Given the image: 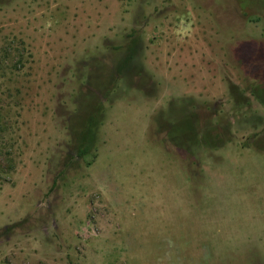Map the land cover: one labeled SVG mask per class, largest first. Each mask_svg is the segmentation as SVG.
Here are the masks:
<instances>
[{
    "label": "rangeland",
    "instance_id": "rangeland-1",
    "mask_svg": "<svg viewBox=\"0 0 264 264\" xmlns=\"http://www.w3.org/2000/svg\"><path fill=\"white\" fill-rule=\"evenodd\" d=\"M133 31L127 74L145 79L104 101L77 158V97L95 61L106 84L110 44ZM254 83L264 0H0V264H264V153L244 147L264 131ZM158 117L190 146L207 123L233 140L189 154Z\"/></svg>",
    "mask_w": 264,
    "mask_h": 264
},
{
    "label": "trees",
    "instance_id": "trees-1",
    "mask_svg": "<svg viewBox=\"0 0 264 264\" xmlns=\"http://www.w3.org/2000/svg\"><path fill=\"white\" fill-rule=\"evenodd\" d=\"M125 37L126 41L123 45H115L111 43L109 46L111 48L110 53L115 57V59L120 61L114 69H110V73L108 75L109 80L106 81V84H102L98 81L99 78H102L101 72L100 70L97 72L98 69L96 66V64H101L99 63L100 61H95V64L91 67L87 78L84 76L86 80L83 87L86 86L89 89L87 92L81 89L80 95L77 97V105L74 111L75 117L81 113V110L84 116L77 124L75 122L73 123V121L71 122L72 119H70L68 127L69 135L71 137L70 145L77 158H85L91 153L98 130L106 117L104 101L113 103L116 100L113 93H116L121 85V82H126L128 78L135 81L133 86H138L139 88H141V86H139L138 81L135 79H145L142 69L137 67V65L132 68V75L127 74L128 64L135 63V55L139 46V39L135 31ZM247 90L264 107V85L255 83L250 84ZM81 97L82 102L80 103ZM88 101H90L91 104L88 105ZM158 118L159 119H156V124L159 132H164V130L168 131L166 139L177 148H180L189 154L193 153L195 148L194 146L196 145L204 146L209 149H218L233 140L228 133L221 134L217 132L216 129L214 130L209 128L211 127L209 126V123H207L208 125L206 124L203 128H200V124L198 123L200 132L193 135L192 143H195L190 146V143H187V141H178L172 135V129H170V127L168 128V126H163L161 117ZM194 128L195 127L190 128L193 133ZM244 147L254 148L258 152L264 153V131L261 134L252 135L249 141L244 144ZM5 168L6 167L1 166V171L5 172Z\"/></svg>",
    "mask_w": 264,
    "mask_h": 264
}]
</instances>
